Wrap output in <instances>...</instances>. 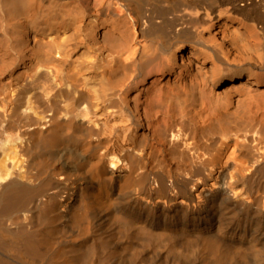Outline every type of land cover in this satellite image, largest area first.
Here are the masks:
<instances>
[{"label":"bare ground","instance_id":"1","mask_svg":"<svg viewBox=\"0 0 264 264\" xmlns=\"http://www.w3.org/2000/svg\"><path fill=\"white\" fill-rule=\"evenodd\" d=\"M191 58L259 86L264 0H0V264H264V101L186 130Z\"/></svg>","mask_w":264,"mask_h":264},{"label":"rangeland","instance_id":"2","mask_svg":"<svg viewBox=\"0 0 264 264\" xmlns=\"http://www.w3.org/2000/svg\"><path fill=\"white\" fill-rule=\"evenodd\" d=\"M205 35H206V37L209 38V36L207 34H205ZM215 38H216V40H218L219 37L215 36ZM186 49H188V47H184L182 49V51H184ZM177 53L178 52L174 53L175 58H177ZM191 63L193 65L191 66L192 68L190 67L189 71H181L180 70V72H178V70H176V72H174L170 75V80H169L170 83L174 82V86L180 85L182 91H184V88H185V92H182V94L179 91V93L182 95L181 97H179L181 102L186 98H187L186 100L188 101L187 102L185 100V104H188L186 106L184 104V101L182 103L183 104L182 105L183 115L185 114L184 118L182 119L183 127L186 130H187V128H189V129L191 128L190 130H192L196 125L199 126L200 123L203 121V119H205L206 116L208 115L207 117L209 119H211L212 121H214V124H215V122L217 123V121H218L219 123H222V125L224 127L226 125H228L230 127V128L227 127L228 130L231 129L232 131H236V130H240V131L243 130L244 131L245 126H244V123H242L244 119H241V118H246L250 114H255V112L257 110H259V108H261V106L263 104V101H264V94H263L264 93V73H261V75L257 76V80L261 82L259 86L253 87V86L248 85L241 91L240 94H236L238 92L232 91L229 95H227L228 98H225L226 94H225V89H224L225 86L224 85H219L218 87H215V88L212 87L211 88L212 73L210 72V70H206L205 66L203 68V71H201L202 68L200 69V67L199 68L197 66L195 67V64H198V62L194 58H191ZM179 73H181L182 76ZM224 76H226V75H224ZM179 82H180V84H177ZM182 82H184V83H182ZM185 83H186V85H185ZM261 90H263V91H261ZM186 91H187V93H186ZM200 91L204 92L205 96H203V94ZM261 94L263 96H261ZM183 95H186V96L183 97ZM253 96H255V98ZM257 97H261V99H263V100H261L260 98L258 100ZM181 98H183V99H181ZM173 103H175V101ZM173 103L171 102L170 106L168 107L169 110L171 109L172 113L177 111L176 105ZM61 106H63L62 103H61ZM254 107H256V108H254ZM191 109L193 110V112L191 111ZM244 111H247V112L243 113ZM249 112H250V114H249ZM197 113L199 115H196ZM205 114H206V116H205ZM241 114H243V116H241ZM211 115L214 118H212ZM195 116H197V117H195ZM216 116L218 117V119H216L217 118ZM193 117L195 119H193ZM214 119H216V120H214ZM236 119H239V120H236ZM199 120L201 122H198ZM219 120H222V122H220ZM229 120H230V122H228ZM183 121H185L187 125L185 123H183ZM235 122L236 123L240 122V124H238V123L235 124ZM195 123H197V124H195ZM241 124H243V125H241ZM107 125H108L110 130H114L116 128L115 124L112 125V124L108 123ZM232 125H234V127ZM239 125H241V127Z\"/></svg>","mask_w":264,"mask_h":264}]
</instances>
